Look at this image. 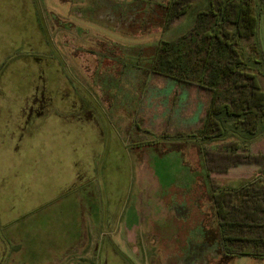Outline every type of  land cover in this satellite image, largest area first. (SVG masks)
<instances>
[{"label":"rangeland","instance_id":"374dc122","mask_svg":"<svg viewBox=\"0 0 264 264\" xmlns=\"http://www.w3.org/2000/svg\"><path fill=\"white\" fill-rule=\"evenodd\" d=\"M165 2L0 0V264H264L223 258L200 152L232 141L259 157L264 119L175 136L202 125L210 94L151 71L193 22L162 29ZM256 13L239 46L264 91V0ZM251 156L215 181L264 179Z\"/></svg>","mask_w":264,"mask_h":264},{"label":"trees","instance_id":"16d2710c","mask_svg":"<svg viewBox=\"0 0 264 264\" xmlns=\"http://www.w3.org/2000/svg\"><path fill=\"white\" fill-rule=\"evenodd\" d=\"M163 29L191 15L189 29L154 48L151 71L183 85H196L210 94L202 125L189 136L214 139L228 134V126L255 134L264 119V91L243 57L241 39L256 34V0H166ZM242 144L248 147V143ZM232 141L217 148L200 147L217 216L223 258L249 255L264 258V179L252 177L238 186L221 187L217 174L240 167L245 156ZM243 149L245 147H242ZM253 154L264 172V154ZM259 173V172H258ZM259 177V175H257ZM210 247L213 240L206 236Z\"/></svg>","mask_w":264,"mask_h":264},{"label":"crops","instance_id":"0c3cea01","mask_svg":"<svg viewBox=\"0 0 264 264\" xmlns=\"http://www.w3.org/2000/svg\"><path fill=\"white\" fill-rule=\"evenodd\" d=\"M161 27V26H160ZM162 28V27H161ZM163 29V28H162Z\"/></svg>","mask_w":264,"mask_h":264}]
</instances>
